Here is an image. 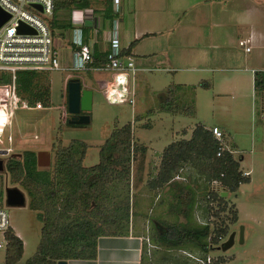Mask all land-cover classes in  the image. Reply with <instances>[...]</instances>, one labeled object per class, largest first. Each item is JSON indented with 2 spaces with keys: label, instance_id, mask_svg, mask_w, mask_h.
Segmentation results:
<instances>
[{
  "label": "rangeland",
  "instance_id": "1",
  "mask_svg": "<svg viewBox=\"0 0 264 264\" xmlns=\"http://www.w3.org/2000/svg\"><path fill=\"white\" fill-rule=\"evenodd\" d=\"M118 4L115 16L118 19L120 46H126L136 31L151 33L138 39L139 44L135 49L139 55L134 56V64L144 68L136 71L132 80L133 89L137 86L135 104L134 99L132 104L109 103L106 100L97 80L110 78L109 71L52 70L41 73L42 76L37 78L40 84L49 87L48 105L42 109H16L9 124L0 130V148L9 146L11 149L6 154H0L3 161L0 171L3 191L5 193L7 187H16L24 195L23 204L9 205L3 202L10 230L21 234L23 240L22 254L14 264H22L34 253L42 223L36 212L27 207L25 190L18 183L10 181L5 170L6 157L11 153L20 155L24 149H46L49 150L51 162L52 142L60 139L67 144L75 140L87 144L82 165L89 166L97 162L98 149L110 129L126 121L131 122L132 139L144 144L145 148L148 146V152L145 151L143 156L134 154L124 184L123 180H119V183L109 185L105 192L109 203L116 197L124 196L126 191L128 197H132L131 188L135 190L136 186H132L131 178L139 162H143L140 175L146 178L142 189L149 194V163L156 161L153 157L157 156V151L170 141L188 138L196 123L219 125L226 136L227 145H234L236 152L232 153L233 156L238 159L243 155L241 163L238 159L239 170L249 171V181L239 183L235 191H230L216 180L208 181L197 175L195 166H182L180 171L184 174L177 172L173 179L194 190L195 202L185 220L170 209L175 191L172 185L167 187L172 191L170 199L163 192L154 201H146L147 206L150 205L146 211L151 210L144 221L146 246L143 256L147 264H264V110H259V97H263V94L254 92L253 76L249 70L253 66L264 65V0H118ZM103 5V0L90 1V7L99 17ZM73 16L75 20L79 17L76 13ZM68 17L72 19V13L60 9L55 19L63 23ZM78 22H73V25L78 26ZM71 29L55 25L51 30L59 54L70 52ZM101 30L99 37L96 32L93 35L92 31L89 37L93 39L94 36L98 47L103 48L106 46L109 24L105 23ZM249 37L252 38L248 42L250 50L245 51L238 41ZM196 46L208 53L204 59L191 56L193 51L196 52ZM61 63L65 65L68 62ZM67 73L84 82L83 87H92L87 123L68 125L60 118L57 107L65 105L63 78ZM230 75L232 85L222 80ZM172 85L177 87L173 92L176 107L192 105L193 114L158 109L165 91ZM144 109L149 112L144 113ZM136 113H141L140 119L133 118ZM66 114L67 118V110ZM6 134L11 135L10 141L6 140ZM50 162L47 166L38 167L50 168ZM204 168L206 173L211 169L208 165ZM208 191L221 193L223 200L218 201L211 198L212 194H204ZM132 201L131 198V206ZM222 201L225 202L224 206ZM232 211L236 212L234 221L230 220ZM75 212L72 210L70 215ZM163 220L185 221L190 225L209 222L210 226L225 227V233L206 252L192 243L168 248L154 241L155 233L163 229ZM231 231L234 232L232 244L221 249L220 242L226 240ZM210 241L215 240L211 237Z\"/></svg>",
  "mask_w": 264,
  "mask_h": 264
},
{
  "label": "trees",
  "instance_id": "2",
  "mask_svg": "<svg viewBox=\"0 0 264 264\" xmlns=\"http://www.w3.org/2000/svg\"><path fill=\"white\" fill-rule=\"evenodd\" d=\"M90 1L53 0V10L49 19L50 29L53 30L55 25L65 29L72 27L69 17L63 23L58 22V19H55L56 12L60 9H66L69 12L72 8H85L90 6ZM103 1L100 24L96 29L98 37L102 32V26L105 23L110 26V20L115 15L111 11V1ZM148 34L151 33L144 32L141 36ZM82 36L84 38L90 36L89 25L82 26ZM136 41L137 38L129 41L121 48V52L130 53ZM108 54V41L104 49H100L97 42H94L93 59L90 65H101L108 59ZM41 73L45 74L32 69H19L15 71L14 81L17 92L26 97L30 103L40 98L47 106L49 87L37 81ZM7 80L8 76L1 73L0 82ZM252 85L254 92L258 94L264 92V75L261 70L254 71ZM176 88V85H172L165 91V97L161 100L158 109L170 113L193 114L192 105L176 107L173 96ZM263 108L264 105H261L259 110H264ZM139 117L134 115L133 118L139 119ZM65 122L68 125H80L68 123L67 119ZM221 132L222 139L218 140L212 135L209 127L196 123L188 138L170 141L161 149L152 184L162 185L169 181L168 183L175 187L174 200L170 204V209H174L185 220L188 219L195 199L194 190L190 186L173 180L182 166H195L197 175L205 177L208 181L216 180L230 191H235L239 183L249 180V174H243L239 170V157L235 158L233 152L222 148L219 155H216L217 149L227 144L223 130ZM229 147L231 150L234 149L233 144ZM86 148L87 144L84 142L70 140L67 144H63L60 139H57L50 146V149H53L50 168L38 167L35 152L30 149L22 150L20 155L11 153L6 157L5 170L10 181L18 183L25 190L28 196L27 207L36 212L37 218L42 223L36 249L22 264H56L58 259L92 258L96 253V238L99 235L119 234L122 228L125 229L130 211L129 193L126 191L124 196L116 197L112 203H109L105 192L109 185H115L120 182L119 180L125 183L130 171V160L135 153L143 156L146 148L144 144L132 139L130 121L121 125L115 124L110 129L98 149L97 162L89 166L82 165ZM207 165L211 169L206 173L203 167ZM204 194L207 196L212 194L211 198H217L218 201L223 200L221 193L208 191ZM2 196L0 174V203ZM222 202L224 206L225 202ZM72 210L76 212L71 216ZM235 219L236 212L232 211L230 220ZM184 222L163 220L161 223L163 229L155 233L154 241L168 248L192 243L206 252L213 247L212 244L217 242V238L225 233V227L210 226L209 222L201 225H190ZM5 237L4 261L5 264H14L22 254V241L10 228L5 231ZM211 237L215 241H210Z\"/></svg>",
  "mask_w": 264,
  "mask_h": 264
},
{
  "label": "built area",
  "instance_id": "3",
  "mask_svg": "<svg viewBox=\"0 0 264 264\" xmlns=\"http://www.w3.org/2000/svg\"><path fill=\"white\" fill-rule=\"evenodd\" d=\"M110 1L111 11L117 13L119 9L118 0ZM33 3L39 4L41 9L33 6ZM0 8L9 14V17L0 24V74L3 73L8 76L7 81L0 82V114L3 117L0 130L9 124L16 109H42L45 107L40 98H36L30 103L26 97L17 92L14 79L15 71L19 69H32L46 73L52 70L77 72L90 69L106 70L110 72V78L97 80L106 100L109 103H133L132 80L138 67L134 64L131 53L121 52L123 46L118 44V19L115 15L110 20L107 36L109 43L108 59L99 66H91L92 45L95 40L94 36H92L93 39L82 36V26L89 25L90 31L95 35L100 24V17L94 13L90 6L69 10V14L72 13V19L69 17L72 24L71 60L63 65L60 62L59 51L53 43L48 23L53 10V0H0ZM75 13L79 15L76 20L73 18ZM73 22H78L79 25L75 26ZM20 23L30 27L31 31H19L17 26ZM248 41V38H243L238 41V44L242 45L245 51H249ZM260 70L264 75V69ZM250 71L253 75L256 70L250 68ZM71 75L65 76L64 86H66V81ZM63 100L65 105H58L57 108L60 109V118L66 120V90L63 91ZM209 129L216 139H222L221 129L217 125H211ZM6 140H11L10 134H6ZM222 148L236 152L235 149L231 150L227 144H224L217 149L216 155H219ZM4 149H6V153L11 150L9 146L4 147ZM242 173L247 174L248 170H244ZM4 201L3 191L0 203V264H5V231L11 227L8 213L3 206Z\"/></svg>",
  "mask_w": 264,
  "mask_h": 264
},
{
  "label": "crops",
  "instance_id": "4",
  "mask_svg": "<svg viewBox=\"0 0 264 264\" xmlns=\"http://www.w3.org/2000/svg\"><path fill=\"white\" fill-rule=\"evenodd\" d=\"M142 33H143V31H136V33L133 35L134 38H137L135 45L130 50V53H131L133 59H134L135 55H139L135 49H137L138 44H139L138 39L142 38V36H141ZM107 36H108V34H107ZM248 39L250 42L252 41L251 40L252 38L249 37ZM106 44H107V41H106ZM105 47H103V48L99 47V48L104 49ZM196 47H197L196 52L193 51L191 53V56L193 58L197 57L198 60L204 59L205 55H207L208 53H206L204 50H202V48H200V47L198 48V46H196ZM71 50H72V47L70 46L69 54L68 53L59 54L60 62L61 61L63 63H66V62L69 63L70 62ZM195 54H196V56H195ZM185 55H187V53H185ZM136 67H138L136 71H140V70L144 69L143 66H140V65L136 66ZM251 68H253L255 70H260V69H264V65H257V66H253ZM68 74L69 73L65 74V76ZM65 76H64V78H65ZM252 76H254V74ZM216 79L219 80V77H216ZM222 80L225 83L232 85V75L224 76L222 78ZM83 84H84V82L81 81V86H83ZM184 85H185V83H184ZM86 86L89 88H92L89 85H86ZM63 87H64V82H63ZM252 87H253V85H252ZM65 90H66V86H65ZM136 93H137V86L134 88V95H133L134 104L137 101L134 98ZM262 94L264 97V92ZM261 96L262 95H260V97H259L260 106L264 105V98ZM147 110L148 109H144V113ZM260 114H262V113L260 112ZM135 115L140 116L141 113H136ZM140 118L141 117H139V119ZM212 125H217V124H212ZM204 126H206V125H204ZM217 126H219V125H217ZM206 127H209V126H206ZM190 132H191V130H190ZM161 149L157 151L158 152L157 156L153 157L156 159V161L152 164L149 163V166H150L149 171L150 172H149V175L147 177V180L149 181V183H148V189L150 190L149 194H148V191H146L145 189H142V184L146 180L145 176L142 178V176L140 175L141 167H142L141 164L143 162H139L138 165L136 166V169H135L136 173L134 174V177L131 178V183H132V186L134 185L137 188L135 187V190H133V187L131 188V190H132L131 191V193H132L131 198L133 199V201H132L133 204H132V206L130 205L128 221H127V225H126L125 229L122 228V231L119 234L99 235L96 238V253H95L94 257H92V258H72V257L66 258L65 259L66 264H147L146 260L144 259L145 257L143 256V254H144L143 249L146 246V245L144 246V244H145V242H144L145 241L144 240L145 239L144 221H145L146 216L148 215V213L151 210L146 211V208L148 206H150V205L147 206L146 201H148V202L154 201L155 198L160 197V195L163 192L166 194L167 198L169 197V199H170V196L172 194V191L170 189H167V187L170 185L168 183L169 181L164 182L162 185H158L157 183H156L157 185L152 184L153 178L157 172ZM30 150H33L35 153L38 151L37 149H35V150L30 149ZM145 151L148 152V146H147ZM49 156H50V154H49ZM241 160H243V155H242V157H239L240 163H241ZM180 170L181 169H179L178 172L181 175H183L184 172H181ZM173 180L179 182L176 179H173ZM136 184L139 185V187H141V188H139ZM163 185H164V187L161 190H158ZM14 232H15V230H14ZM15 234L21 239L22 246H23V240L21 238V234H17L16 232H15Z\"/></svg>",
  "mask_w": 264,
  "mask_h": 264
},
{
  "label": "water",
  "instance_id": "5",
  "mask_svg": "<svg viewBox=\"0 0 264 264\" xmlns=\"http://www.w3.org/2000/svg\"><path fill=\"white\" fill-rule=\"evenodd\" d=\"M33 6L41 9L40 5L33 3ZM9 14L0 8V24L3 23ZM19 31H31L27 25L20 23L17 26ZM92 89L81 86L78 77H69L66 81V109L68 113L67 122L71 124H84L89 120L87 111L91 107ZM6 149L0 148V154H5ZM36 165L47 166L50 162L49 150L42 149L35 153ZM3 169V161L0 158V171ZM5 202L9 205H20L24 202L23 193L16 187H7L5 189ZM234 232L231 231L226 240L220 245L221 249H225L232 244ZM239 238H242V229L240 227ZM56 264H66L65 259H58Z\"/></svg>",
  "mask_w": 264,
  "mask_h": 264
},
{
  "label": "bare ground",
  "instance_id": "6",
  "mask_svg": "<svg viewBox=\"0 0 264 264\" xmlns=\"http://www.w3.org/2000/svg\"><path fill=\"white\" fill-rule=\"evenodd\" d=\"M2 120H3V117H2L1 114H0V123H1Z\"/></svg>",
  "mask_w": 264,
  "mask_h": 264
},
{
  "label": "flooded vegetation",
  "instance_id": "7",
  "mask_svg": "<svg viewBox=\"0 0 264 264\" xmlns=\"http://www.w3.org/2000/svg\"><path fill=\"white\" fill-rule=\"evenodd\" d=\"M67 118H68V117H67ZM67 118H66V119H67Z\"/></svg>",
  "mask_w": 264,
  "mask_h": 264
}]
</instances>
